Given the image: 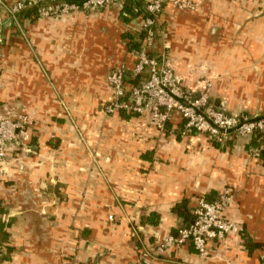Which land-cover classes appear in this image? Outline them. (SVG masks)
Listing matches in <instances>:
<instances>
[{
  "label": "crops",
  "instance_id": "obj_1",
  "mask_svg": "<svg viewBox=\"0 0 264 264\" xmlns=\"http://www.w3.org/2000/svg\"><path fill=\"white\" fill-rule=\"evenodd\" d=\"M18 1L0 0V117L33 128L2 164L0 217L11 227L0 264H264V165L251 140L183 134L178 114L161 129L149 113H105L112 70L135 85L127 35L140 42L143 18L127 22L111 6L9 20ZM172 1L151 55L194 97L206 91L209 108L264 117V0H192L195 10ZM228 186L226 216L241 232L210 242L206 257L186 244L143 260L186 224L176 205L187 201L192 215L199 197ZM152 214L159 222L144 223Z\"/></svg>",
  "mask_w": 264,
  "mask_h": 264
},
{
  "label": "built area",
  "instance_id": "obj_2",
  "mask_svg": "<svg viewBox=\"0 0 264 264\" xmlns=\"http://www.w3.org/2000/svg\"><path fill=\"white\" fill-rule=\"evenodd\" d=\"M73 1L75 0H20L8 9L7 15L13 20L23 10L34 6L39 7L40 18L70 12H85L90 9L102 10L111 6L122 11L126 2V0H85L83 6L79 7L76 3H70ZM172 3L179 10L197 9V4L192 0H173ZM165 4L166 0H147L145 10L148 16L140 15L143 19L137 33L138 35L142 32L146 33L142 42L144 46L140 51H135L137 57L134 75L140 80L128 88L124 67L120 66L112 70L107 81L113 91L114 99L105 106V113L108 115L118 114L120 111L138 115L149 113L152 123L161 129L178 114L185 122L183 134L195 131L196 134L207 136L214 141L222 138L252 140L255 135L264 134V117L247 114L228 115L209 108L206 91L194 97L191 91L176 82L172 69L164 64L161 58L151 55L157 36L158 18ZM4 45L5 40L0 35V62ZM32 128V122L26 117L20 120L0 117V174L2 164L13 150V143L20 142L22 147L25 146ZM252 152L255 156H259L258 149H253ZM234 196L235 190L228 186L215 200L209 201L205 197H199L192 209L193 221L178 228L177 234L169 235L156 247L143 249L141 252L143 260L149 258L151 253L163 254L167 248L186 244L192 245L200 256L206 257L210 242L223 240L231 232L242 231L226 216V210L232 204Z\"/></svg>",
  "mask_w": 264,
  "mask_h": 264
},
{
  "label": "trees",
  "instance_id": "obj_3",
  "mask_svg": "<svg viewBox=\"0 0 264 264\" xmlns=\"http://www.w3.org/2000/svg\"><path fill=\"white\" fill-rule=\"evenodd\" d=\"M85 0H75L70 3H76L79 7L83 6ZM147 0H126L125 6L123 10L121 11V15L125 21H129L131 19H135L140 15H143L144 17H147L148 14L146 13L145 10V4ZM38 6H34L32 8H28V10H23L20 14H22L25 18L31 17L32 14H35L36 17L38 15ZM39 17V16H38ZM136 36V35H135ZM140 42L137 40V38H134V35H127V38H129V50L131 51H140L141 46L143 45V39L146 37V33H141L139 36ZM139 78H136L135 84H137ZM119 114H121L123 117L129 118L133 115H138V114H129L126 111H120ZM169 124H166V127ZM182 132H185V122H183L182 125ZM190 133L195 134V131H191ZM216 142V141H215ZM249 150L253 149H258L259 150V158L261 159L263 165H264V134H257L253 137L251 140L250 145L248 146ZM209 201H212L208 199ZM215 200V199H214ZM175 213H177L180 217L183 218L184 222L186 224L190 223L193 221V215H191L189 206L187 201H183L181 204H178L175 206L173 209ZM4 214L3 210L0 209V215ZM159 222V217L156 214H152L147 220L144 221V223H155L157 224ZM11 227V221L8 219H2L0 217V246L7 244L9 242V229ZM173 234H177V231H175ZM249 250H252V246L250 243H248ZM11 252V248L7 246V251H6V256H3V259H8V254Z\"/></svg>",
  "mask_w": 264,
  "mask_h": 264
},
{
  "label": "rangeland",
  "instance_id": "obj_4",
  "mask_svg": "<svg viewBox=\"0 0 264 264\" xmlns=\"http://www.w3.org/2000/svg\"><path fill=\"white\" fill-rule=\"evenodd\" d=\"M9 20H10V18H9ZM137 76H135L134 75V77H133V79H131L132 77H130V80L132 81V80H134V78H136ZM140 80V79H139ZM139 82V81H138ZM250 116H259V115H257V114H253V115H250ZM259 117H262V116H259ZM157 128H159L158 126H156ZM163 129H166V127H164Z\"/></svg>",
  "mask_w": 264,
  "mask_h": 264
}]
</instances>
